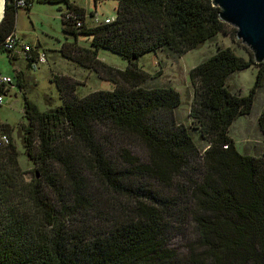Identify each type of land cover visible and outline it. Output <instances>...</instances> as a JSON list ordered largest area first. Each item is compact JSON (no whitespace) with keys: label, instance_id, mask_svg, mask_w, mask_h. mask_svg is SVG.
<instances>
[{"label":"trees","instance_id":"1","mask_svg":"<svg viewBox=\"0 0 264 264\" xmlns=\"http://www.w3.org/2000/svg\"><path fill=\"white\" fill-rule=\"evenodd\" d=\"M38 1L65 4L64 32L89 36L92 48L65 42L62 55L114 90L79 97L77 81L56 76L62 106L41 112L24 96L22 141L40 178L26 181L13 140L0 148V264H264V154L240 153L229 136L264 90V62L227 47L193 68L190 125L176 117L180 93L148 86L156 77L138 66L147 53L180 58L226 32L220 9L212 0H116V19L89 26L75 0ZM19 10L7 3L0 25L10 61L22 59L5 47ZM101 49L127 69L101 61ZM40 53L32 46L28 67ZM252 66L249 95L231 92V75ZM16 79L26 89L23 71ZM259 124L264 132V114Z\"/></svg>","mask_w":264,"mask_h":264},{"label":"rangeland","instance_id":"2","mask_svg":"<svg viewBox=\"0 0 264 264\" xmlns=\"http://www.w3.org/2000/svg\"><path fill=\"white\" fill-rule=\"evenodd\" d=\"M31 10H19L16 15L15 30L23 41L46 55L43 64L28 67L24 59L10 61L8 53L0 52V73L12 77L15 81L17 73L24 72L26 89L15 86L0 107V121L9 124L13 143L19 153V164L24 172L26 181L37 177V167L30 160L23 146L22 126L28 123L24 117V96L34 102L41 112L63 105L57 84L56 76H69L77 81L76 93L85 97L92 92L112 91L114 85L99 77L95 71L68 60L62 55L61 48L65 42H76L79 46L92 48L91 38L79 35L77 39L67 35L63 30L62 13L66 10L65 4H52L32 0ZM75 3L86 11V21L89 26H95L94 16L101 21L106 18L116 19L118 1L103 0L95 6L94 0H75ZM230 47L238 55L249 59L252 51L237 37V29L227 26L226 32L218 33L213 40L207 41L200 47L189 51L180 58H173L166 52L147 53L138 60V66L156 77L149 81L148 86L162 85L173 87L181 95V105L176 111L179 122L190 125V111L194 102L195 92L190 79V72L204 60L216 54L219 48ZM98 58L110 67L126 70L128 60L120 55L101 49ZM258 68L234 72L227 81L231 92L239 96H248L257 79ZM264 114V90L257 92L252 112L239 117L230 127L229 136L233 139L237 150L242 154L260 157L264 154V132L259 120ZM200 133H193L195 141ZM200 151L203 152L206 144L199 141ZM40 178L39 174L37 179Z\"/></svg>","mask_w":264,"mask_h":264},{"label":"water","instance_id":"3","mask_svg":"<svg viewBox=\"0 0 264 264\" xmlns=\"http://www.w3.org/2000/svg\"><path fill=\"white\" fill-rule=\"evenodd\" d=\"M221 20L237 29V37L252 51L254 60L264 62V0H212ZM7 0H0V25Z\"/></svg>","mask_w":264,"mask_h":264},{"label":"built area","instance_id":"4","mask_svg":"<svg viewBox=\"0 0 264 264\" xmlns=\"http://www.w3.org/2000/svg\"><path fill=\"white\" fill-rule=\"evenodd\" d=\"M7 3H14L16 7L20 9H26L29 5L27 0H7ZM113 19L106 18L105 23H110ZM95 22H100V19L95 17ZM7 50H10L13 55L19 56L22 59L29 60L32 46L17 36V34L11 35L5 45ZM46 61L45 53H40L39 64H43ZM17 86L15 80L0 73V107L5 103L6 97L10 94L13 87ZM12 136L4 132L0 127V148L6 147L11 144Z\"/></svg>","mask_w":264,"mask_h":264},{"label":"crops","instance_id":"5","mask_svg":"<svg viewBox=\"0 0 264 264\" xmlns=\"http://www.w3.org/2000/svg\"><path fill=\"white\" fill-rule=\"evenodd\" d=\"M20 38V37H19ZM20 39H22V38H20ZM23 40V39H22Z\"/></svg>","mask_w":264,"mask_h":264}]
</instances>
